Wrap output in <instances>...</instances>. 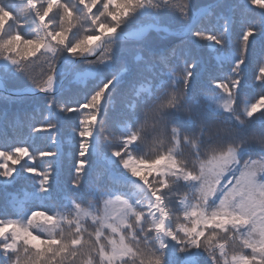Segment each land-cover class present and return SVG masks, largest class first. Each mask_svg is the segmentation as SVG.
<instances>
[{
  "label": "snow or ice",
  "instance_id": "1",
  "mask_svg": "<svg viewBox=\"0 0 264 264\" xmlns=\"http://www.w3.org/2000/svg\"><path fill=\"white\" fill-rule=\"evenodd\" d=\"M151 3L0 0V60L19 67L64 51L87 66H66L62 80L86 87L99 73L88 62ZM189 4L194 16L214 14L201 0H186L182 17ZM248 5L264 13V0ZM216 7L223 17L219 32L191 31L195 43L181 53L190 59L173 74L178 86L157 89L135 129L110 150L103 174L86 187L87 158L112 79L88 101L59 108L78 117L69 129L76 149L71 193L56 178L62 162L59 169L51 162L38 166L57 157L56 150L0 147V264H264V43L257 50L252 40L264 34V19L237 20L236 5L225 0ZM82 19L90 31L80 34ZM250 55L253 71L245 80ZM198 65L210 75L227 72L198 88ZM44 85L42 92L54 90V68ZM56 127L42 123L31 132L53 133L55 145ZM149 128L158 134L146 151Z\"/></svg>",
  "mask_w": 264,
  "mask_h": 264
},
{
  "label": "trees",
  "instance_id": "2",
  "mask_svg": "<svg viewBox=\"0 0 264 264\" xmlns=\"http://www.w3.org/2000/svg\"><path fill=\"white\" fill-rule=\"evenodd\" d=\"M213 1L215 0H201V3L207 5ZM225 3L236 5L231 15H234L237 20L242 19L248 22L251 20L264 19V13L252 9L248 5V0H234L233 2L225 0ZM185 4L186 0H168L167 4H165L163 0H152L151 4L142 10H137L125 20L117 29V32L128 33L139 27L155 24L166 27L171 32L180 33L188 26L193 14L192 6L189 4L187 17L181 16V12L185 9ZM243 6L245 8H243ZM220 10L221 9L217 7L212 9L214 14L209 16L207 13L197 22L191 31L219 32L223 17H219L215 13ZM229 27L231 29V23ZM237 32H239V28H237ZM236 39L238 40V36ZM252 40L257 44L258 50L259 44L264 43V34L254 37ZM194 43V38H192L190 34L182 38H176L160 31H150L141 41L133 42L123 40L108 42L103 48L104 53L102 52L95 60L88 62L89 65L100 70V74L97 80H93V84L90 83L86 87H77L69 84L67 80H64L59 92L48 96L29 95L13 98L0 93V101L6 103L0 105V133L5 130H8V132H17V129H19V131H23L21 134H24L26 128L24 127L23 129L19 122L24 116L31 115L30 113L34 111L37 105L44 106L46 110H50L52 112L51 114L53 116L56 115L57 118L60 116L61 125L57 131L58 133L55 134L57 143L55 145L51 143L46 144L45 149L56 150L57 152L59 150L58 156L52 158V160L58 162V165H60L61 162L63 163L62 172L57 171L56 173L57 179L61 181L63 189L71 193L73 190L68 187L67 181L70 178L71 167L75 161L76 149L74 146L70 147V144H74V140L69 137V129L76 127L72 124L71 118V116L74 117L75 114L67 115L59 111V108L60 106H76L77 104L79 105L88 101L90 95L102 83L107 82L108 79H112L114 85L111 91L106 94L103 101V106L107 108L106 113L102 110L103 115L94 131L93 148L90 150L89 157L87 158L89 167L85 170L84 177V187H86L94 176L103 174L106 164L110 162L108 159L110 150L119 148L121 146V137L128 135L135 129L139 121L143 118L142 109L144 105L155 95L159 94L157 89H160L161 86L167 89H173L178 86L179 80L178 78H174L173 74H176L178 77V74L182 70V60L186 62L190 59V57H181V53ZM173 53L175 55H173ZM67 55V52L58 50L50 61L44 60L43 56H41L40 62L34 60L31 63L19 67L11 65L5 68L3 65H0V78L8 91L22 90L25 88L41 90V88L45 86L44 80L50 68H53L61 58ZM105 60L109 61L108 68L101 66L103 61L106 62ZM251 61L252 57L250 55L248 66L244 69L245 80L250 79L253 71ZM3 62L5 61L0 60V64ZM79 64L87 66L85 63ZM61 65L62 69H64L71 64L65 61ZM226 72L227 69L224 70V73L218 72L210 75L203 67L198 65L193 86L207 88L209 87V79L218 78ZM143 89H148V91H143ZM48 103H51L52 106H47ZM14 110L18 112L16 113L19 114L21 118L15 117L16 114H12ZM1 112H3V114H1ZM62 114H64V117L61 116ZM5 119H7V121L3 123ZM73 119L76 120L77 118L74 117ZM33 125L34 123L30 126ZM64 130L67 132H64ZM147 131L146 151L152 146V137L158 134L153 132L151 128ZM26 137L27 136H23L20 140L15 141V143L11 142L6 145L1 144L0 147L24 144L31 149V145H35L43 139L40 144L42 146L45 143V139H47L40 134L33 136L29 140H27ZM52 138L51 135H49V139L51 140ZM60 150L63 151L64 156L59 162V157L63 155L60 154ZM35 151H40V148H35ZM143 151L144 146L141 145L140 152L142 153ZM124 187L129 191H139L138 186L135 184H125Z\"/></svg>",
  "mask_w": 264,
  "mask_h": 264
},
{
  "label": "rangeland",
  "instance_id": "3",
  "mask_svg": "<svg viewBox=\"0 0 264 264\" xmlns=\"http://www.w3.org/2000/svg\"><path fill=\"white\" fill-rule=\"evenodd\" d=\"M229 1L230 2H233L234 0H229ZM243 8H245V7L243 6ZM141 29H142V27H139V28H137V29H135V30L127 33V34H129L131 36L139 35V32H140ZM84 31H90V25H89L87 19H82L81 20V24H80V34H83ZM109 41L110 42H114V41H123V40H121V39H113V40H109ZM54 55H55V53H48V54L43 55V58H44V60L50 61V60H52V58L54 57ZM73 60H74V58L69 57L67 55V56L61 58L56 63V65L53 67L55 69L56 85H55L54 90L51 92L52 94H56L57 92H59V89H60V87H61V85L63 84V81H64V80H62V70L63 69H62V65L61 64L63 62H65V61H67V63H70L71 64ZM38 61L40 62V58L38 59ZM36 64H37V62H36ZM0 65H3L5 68H8L9 66H11L7 62H3ZM108 65H109V61H106V62L103 61V63H101V66H103L105 68H108L109 67ZM38 67H39V64H38ZM7 72H8V69H7ZM99 74H100V72L98 73V75L94 73L93 76L90 77V79L97 80V77L99 76ZM91 84H93V82ZM24 91L27 94H24V95L19 96V97H24V96H29L30 95L29 93L31 91H29L27 89H24ZM31 96H33V95H31ZM19 97H13V98H19ZM4 104H6V103L0 101V105H4ZM47 106H52V105H51V103H48ZM104 108H105V106H103V103H102V110H104V112L106 113V109L107 108H105V109ZM3 112H1V114H3ZM16 112L17 111L14 110V111H12V114L13 115L16 114L15 117L21 118V116H19V114H17L18 112L17 113ZM5 113H7V112H5ZM51 113L52 112L50 110H48V109L46 110L44 106L37 105V107L34 109V111L32 113H30L31 115L24 116L20 120V122H19V124L22 125V128L23 129H24V127L26 128L25 133L24 134H21L23 131L21 132V131H19V129H17V132L16 131H9L8 132V130L7 131L5 130V131H3V132L0 133V145L1 144H5L6 145L7 143H11V142H14L15 143V141L20 140L23 136H27L26 139L29 140L33 136H35L37 134H40L43 137L45 136L44 138H47V139H45V143L42 146L40 145L42 143V140H43L42 139L41 141H39V143H36L35 145H31L30 146L31 147V150L34 151V152H35V148H40V151L41 150H50V149H45V148H46V144H49L50 143L49 142V140H50L49 139V135H51V138H52L53 133H44V132H41V133H37V134L33 135L32 132H31V129L35 125H38V124H42V123H55L57 125V127L54 129V133L57 134L58 133L57 131H58L60 125H61V120H60L61 118H60V116L57 118L56 115L53 116ZM61 116L64 117V114H62ZM37 117H38V120H37ZM74 117L78 118L77 115H75ZM74 117L71 116V118H72V124L74 126H76V120L77 119L74 120L73 119ZM8 120H9V118H8ZM6 121H7V119H5L3 123H6ZM7 123H9V122H7ZM32 123H34V125L33 126H30ZM64 132H67V131L64 130ZM6 133H7V136H6ZM24 139H25V137H24ZM58 152H59V150H58ZM60 154L61 155L63 154V151L62 150H60ZM63 156H64V154L59 157V162L61 161V159H62ZM48 162L53 163L55 166L58 165V162H55V160H51V161H41V162L40 161H37L39 167H44L45 164L48 163ZM56 168L58 169L59 168V165L56 166ZM56 178H57V175H56Z\"/></svg>",
  "mask_w": 264,
  "mask_h": 264
},
{
  "label": "water",
  "instance_id": "4",
  "mask_svg": "<svg viewBox=\"0 0 264 264\" xmlns=\"http://www.w3.org/2000/svg\"><path fill=\"white\" fill-rule=\"evenodd\" d=\"M216 3H217V0L206 5L207 6V9H212L216 6ZM207 10H202L201 13L199 15H196L194 16V14L192 15L191 17V20H190V23H189V26L184 30V32L182 33H173L171 32L169 29L165 28V27H161V26H157V25H154V24H151V25H148V26H145L144 28H142L139 32V35H134V36H130L128 34H119V33H116L115 36L109 40H113V39H121V40H141L143 39L150 31L152 30H156V31H160L162 33H165V34H168V35H171V36H174L176 38H182L183 36L187 35L190 33L191 29L196 25V23L205 15L207 14ZM109 40H106L104 43H103V46L106 42H108ZM81 62H85L83 60V58L79 59V60H73V63H81ZM72 63V64H73ZM29 91H31L30 95H34V96H44V95H49L51 94V92H42V91H38V90H34V89H27ZM0 93L2 94H5V95H8L10 97H19V96H22L25 93L24 90L22 91H13V92H9L8 90H6L5 86H4V83L2 82V80L0 79Z\"/></svg>",
  "mask_w": 264,
  "mask_h": 264
}]
</instances>
